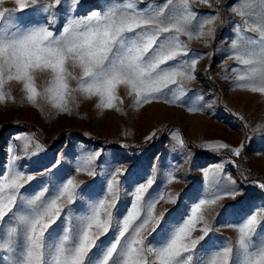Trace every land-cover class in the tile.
I'll return each mask as SVG.
<instances>
[{
    "label": "rangeland",
    "instance_id": "rangeland-1",
    "mask_svg": "<svg viewBox=\"0 0 264 264\" xmlns=\"http://www.w3.org/2000/svg\"><path fill=\"white\" fill-rule=\"evenodd\" d=\"M0 264H264V0H0Z\"/></svg>",
    "mask_w": 264,
    "mask_h": 264
}]
</instances>
